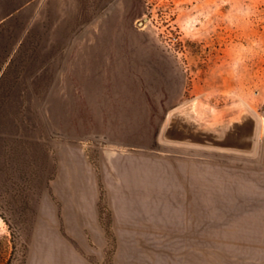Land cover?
I'll return each instance as SVG.
<instances>
[{"label": "rangeland", "instance_id": "obj_1", "mask_svg": "<svg viewBox=\"0 0 264 264\" xmlns=\"http://www.w3.org/2000/svg\"><path fill=\"white\" fill-rule=\"evenodd\" d=\"M263 118L264 0H28L0 23V264L67 263L45 201L104 134L164 162L182 226L95 264H264Z\"/></svg>", "mask_w": 264, "mask_h": 264}, {"label": "crops", "instance_id": "obj_2", "mask_svg": "<svg viewBox=\"0 0 264 264\" xmlns=\"http://www.w3.org/2000/svg\"><path fill=\"white\" fill-rule=\"evenodd\" d=\"M27 2L3 0L0 23L18 15ZM98 112L99 122H113L110 108L103 106ZM101 138L104 146L99 148L96 161L89 153L91 140L67 151L54 196L45 201V226L61 235V250L67 247L62 257L66 264H95L94 256L104 262L110 234L119 243L139 244L148 242L150 235L181 230V216L166 215L164 162L150 166L147 146L118 147L109 141L108 134Z\"/></svg>", "mask_w": 264, "mask_h": 264}, {"label": "bare ground", "instance_id": "obj_3", "mask_svg": "<svg viewBox=\"0 0 264 264\" xmlns=\"http://www.w3.org/2000/svg\"><path fill=\"white\" fill-rule=\"evenodd\" d=\"M263 119H264V118H263ZM262 121H263V120H262ZM262 123H263V122H262ZM262 125H264V124H262ZM262 129H263V128H262ZM262 129H261V130H262ZM259 135H260V134H259Z\"/></svg>", "mask_w": 264, "mask_h": 264}]
</instances>
